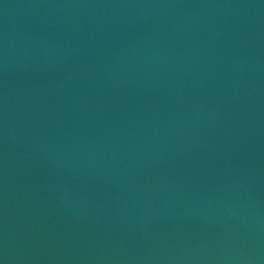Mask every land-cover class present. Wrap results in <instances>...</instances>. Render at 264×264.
I'll return each instance as SVG.
<instances>
[{"label":"water","instance_id":"1","mask_svg":"<svg viewBox=\"0 0 264 264\" xmlns=\"http://www.w3.org/2000/svg\"><path fill=\"white\" fill-rule=\"evenodd\" d=\"M0 264H264V0H0Z\"/></svg>","mask_w":264,"mask_h":264}]
</instances>
